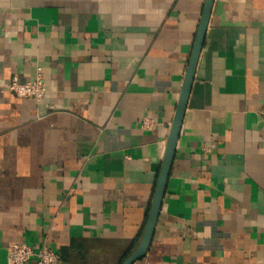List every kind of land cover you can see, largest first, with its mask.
<instances>
[{"label":"crops","instance_id":"crops-1","mask_svg":"<svg viewBox=\"0 0 264 264\" xmlns=\"http://www.w3.org/2000/svg\"><path fill=\"white\" fill-rule=\"evenodd\" d=\"M204 2L0 0V264L20 241L63 264L137 247ZM38 67L41 101L8 89ZM137 263L264 264V0H214Z\"/></svg>","mask_w":264,"mask_h":264},{"label":"water","instance_id":"water-1","mask_svg":"<svg viewBox=\"0 0 264 264\" xmlns=\"http://www.w3.org/2000/svg\"><path fill=\"white\" fill-rule=\"evenodd\" d=\"M213 4L214 0H205L203 5L200 21L197 27L191 54L188 61L187 71L185 74L183 85L181 87V92L177 102L175 114L171 123L165 152L160 164L155 190L149 207L142 236L137 247L121 264H138L137 262L144 257L151 244L155 225L161 209L162 199L164 196L167 180L170 174L171 165L174 159L177 142L180 136L183 118L185 115L187 102L192 88L195 71L197 68L201 50L203 48Z\"/></svg>","mask_w":264,"mask_h":264},{"label":"built area","instance_id":"built-area-1","mask_svg":"<svg viewBox=\"0 0 264 264\" xmlns=\"http://www.w3.org/2000/svg\"><path fill=\"white\" fill-rule=\"evenodd\" d=\"M7 87L19 97L41 101L46 93L42 68L38 67L36 74L30 80H20L16 75L13 76ZM151 123L152 120L150 118H145L143 121L144 126H149ZM32 259L35 264H63L61 254L46 244L37 249L24 241L12 242L8 245V264H28Z\"/></svg>","mask_w":264,"mask_h":264}]
</instances>
